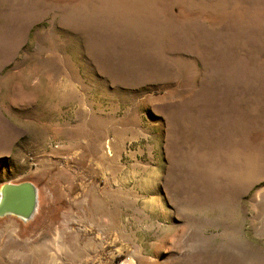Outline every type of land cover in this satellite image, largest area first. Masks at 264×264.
Masks as SVG:
<instances>
[{"label":"rangeland","instance_id":"1","mask_svg":"<svg viewBox=\"0 0 264 264\" xmlns=\"http://www.w3.org/2000/svg\"><path fill=\"white\" fill-rule=\"evenodd\" d=\"M26 181L0 264H264V0H0V185Z\"/></svg>","mask_w":264,"mask_h":264},{"label":"water","instance_id":"2","mask_svg":"<svg viewBox=\"0 0 264 264\" xmlns=\"http://www.w3.org/2000/svg\"><path fill=\"white\" fill-rule=\"evenodd\" d=\"M38 198V188L31 182L0 185V219L12 217L28 223L37 211Z\"/></svg>","mask_w":264,"mask_h":264},{"label":"bare ground","instance_id":"3","mask_svg":"<svg viewBox=\"0 0 264 264\" xmlns=\"http://www.w3.org/2000/svg\"><path fill=\"white\" fill-rule=\"evenodd\" d=\"M38 210H39V198H38V206H37V211H36V213H35V215H34V217L36 216V214H37V212H38ZM34 217L29 221V222H32L33 220H34ZM24 224H27V222H23ZM38 253V252H37ZM38 257H40V254L38 255ZM38 259V258H37Z\"/></svg>","mask_w":264,"mask_h":264}]
</instances>
